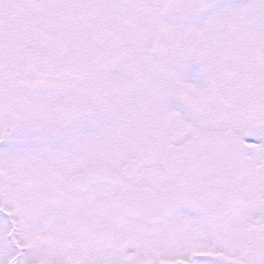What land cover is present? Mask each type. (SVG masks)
<instances>
[{"label": "snow or ice", "instance_id": "snow-or-ice-1", "mask_svg": "<svg viewBox=\"0 0 264 264\" xmlns=\"http://www.w3.org/2000/svg\"><path fill=\"white\" fill-rule=\"evenodd\" d=\"M0 264H264V0H0Z\"/></svg>", "mask_w": 264, "mask_h": 264}]
</instances>
